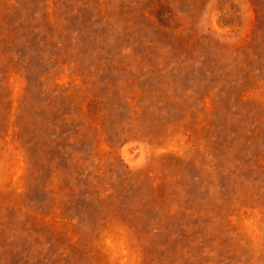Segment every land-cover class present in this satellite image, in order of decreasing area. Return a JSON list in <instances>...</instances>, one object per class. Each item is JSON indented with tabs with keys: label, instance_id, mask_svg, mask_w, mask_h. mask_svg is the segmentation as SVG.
<instances>
[{
	"label": "rangeland",
	"instance_id": "rangeland-1",
	"mask_svg": "<svg viewBox=\"0 0 264 264\" xmlns=\"http://www.w3.org/2000/svg\"><path fill=\"white\" fill-rule=\"evenodd\" d=\"M0 264H264V0H0Z\"/></svg>",
	"mask_w": 264,
	"mask_h": 264
}]
</instances>
